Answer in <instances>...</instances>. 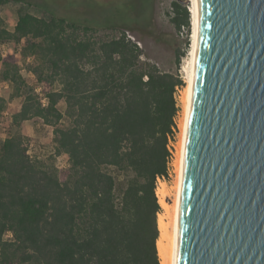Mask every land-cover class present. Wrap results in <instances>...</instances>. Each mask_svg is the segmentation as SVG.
<instances>
[{"label":"trees","instance_id":"1","mask_svg":"<svg viewBox=\"0 0 264 264\" xmlns=\"http://www.w3.org/2000/svg\"><path fill=\"white\" fill-rule=\"evenodd\" d=\"M10 2L34 5L0 0V8ZM172 11L174 27L189 32L186 6L173 1ZM46 12L49 19L19 8L13 31L0 27V42L34 61L41 95L14 59L0 58V82L10 84L0 114L7 109L19 131L0 144V264H160L155 189L168 178L167 136L183 82L141 61L125 30L95 39L92 28ZM30 123L38 125L32 134ZM61 154L68 167L57 169L51 161Z\"/></svg>","mask_w":264,"mask_h":264},{"label":"water","instance_id":"2","mask_svg":"<svg viewBox=\"0 0 264 264\" xmlns=\"http://www.w3.org/2000/svg\"><path fill=\"white\" fill-rule=\"evenodd\" d=\"M178 264H264V0H200Z\"/></svg>","mask_w":264,"mask_h":264},{"label":"rangeland","instance_id":"3","mask_svg":"<svg viewBox=\"0 0 264 264\" xmlns=\"http://www.w3.org/2000/svg\"><path fill=\"white\" fill-rule=\"evenodd\" d=\"M34 5L26 6L18 3L10 2L0 8V27L12 32L17 20V10L22 8L32 15L50 18L51 11L57 16L65 17L71 22L76 23L80 27L88 26L93 30L88 33L95 39L118 37L124 30L129 32L134 39L140 44L141 61H150L155 64L159 70L175 73L179 76L180 66L185 63L186 52L190 49V24L189 32H179L171 23L170 18L173 16L172 2L176 0H29ZM35 4H40L39 8ZM186 6L188 11V3L181 4ZM46 10V11H44ZM1 59H14L19 66L20 74L23 77L26 86L34 94L40 95L36 77L31 73L29 65L33 64L31 58L22 59L19 55V47L12 42H0ZM177 54H180V60L176 63ZM184 60V62H183ZM1 71V64H0ZM183 83V86L184 87ZM179 90L176 94V106L178 108L176 121L179 120L180 103ZM58 85L54 86L57 90ZM4 89H10V84L0 82V94ZM14 103L16 101H13ZM45 103V99H42ZM60 111H64L65 105L60 102L57 105ZM8 113L7 116L0 114V144L8 137L19 133L10 122V114L7 109L3 110ZM68 124L63 120L59 123V127H65ZM38 125L30 123L26 128L28 134H32L34 128ZM178 129H176V133ZM177 138V136H176ZM51 154V148L45 146L40 152V158H46ZM57 169L68 167V157L65 154L57 156L51 161ZM163 181L168 186L173 185L174 172L170 169L168 178H158L157 182ZM156 182V183H157ZM157 186V184H156ZM173 194L166 197V202L171 204ZM160 206V205H159ZM161 212V207H160ZM6 238V236H5ZM9 236L7 237V239Z\"/></svg>","mask_w":264,"mask_h":264},{"label":"bare ground","instance_id":"4","mask_svg":"<svg viewBox=\"0 0 264 264\" xmlns=\"http://www.w3.org/2000/svg\"><path fill=\"white\" fill-rule=\"evenodd\" d=\"M190 19V49L182 68L184 87L179 93L180 115L178 132L174 144L172 172L173 185L157 182L155 194L161 207L157 215L159 237L156 241L157 254L160 264H178L179 219L181 208V194L183 185L184 156L189 116L192 105L195 64L200 31V0H187ZM173 194L172 203L166 202V197Z\"/></svg>","mask_w":264,"mask_h":264},{"label":"built area","instance_id":"5","mask_svg":"<svg viewBox=\"0 0 264 264\" xmlns=\"http://www.w3.org/2000/svg\"><path fill=\"white\" fill-rule=\"evenodd\" d=\"M188 12H189V8H188ZM186 28L185 27H181L179 32L181 31H185ZM125 35H126V38L128 40H130L132 43L136 44L138 47H140V44L139 42H137L134 37L129 33V32H125ZM0 47L2 48L3 47V44H0ZM188 56V51L186 52V55H185V59L187 58ZM184 62V60H183ZM182 68H183V64L180 66V69H179V78L182 80V82L184 83V75H183V72H182ZM182 87V86H181ZM179 90V87H176V92L174 94V98H175V101H176V94ZM3 116H7L8 113L6 111L2 112L1 113ZM177 114V113H176ZM174 121V125L172 126V134L171 135H168L167 138H168V142L166 144V147L168 149V152H169V158H168V163H167V170H168V173L170 171V169H172V161H173V152H174V144L176 142V136H177V133H176V129H178V121H176V116L174 117L173 119ZM158 179V178H157Z\"/></svg>","mask_w":264,"mask_h":264}]
</instances>
